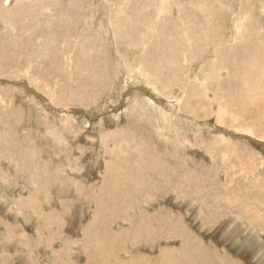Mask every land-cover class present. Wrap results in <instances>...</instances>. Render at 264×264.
Instances as JSON below:
<instances>
[{
    "label": "rangeland",
    "instance_id": "rangeland-1",
    "mask_svg": "<svg viewBox=\"0 0 264 264\" xmlns=\"http://www.w3.org/2000/svg\"><path fill=\"white\" fill-rule=\"evenodd\" d=\"M0 264H264V0H0Z\"/></svg>",
    "mask_w": 264,
    "mask_h": 264
}]
</instances>
